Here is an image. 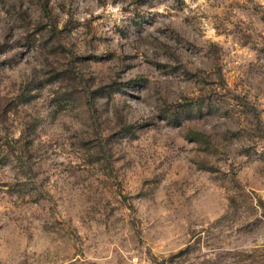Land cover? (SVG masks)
<instances>
[{"label":"rangeland","instance_id":"rangeland-1","mask_svg":"<svg viewBox=\"0 0 264 264\" xmlns=\"http://www.w3.org/2000/svg\"><path fill=\"white\" fill-rule=\"evenodd\" d=\"M0 264H264V0H0Z\"/></svg>","mask_w":264,"mask_h":264}]
</instances>
